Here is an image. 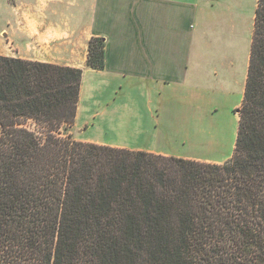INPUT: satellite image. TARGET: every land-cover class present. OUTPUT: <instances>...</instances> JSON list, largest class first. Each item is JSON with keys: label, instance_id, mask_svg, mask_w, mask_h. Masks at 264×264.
I'll return each instance as SVG.
<instances>
[{"label": "trees", "instance_id": "16d2710c", "mask_svg": "<svg viewBox=\"0 0 264 264\" xmlns=\"http://www.w3.org/2000/svg\"><path fill=\"white\" fill-rule=\"evenodd\" d=\"M104 47L89 40L87 67ZM81 79L0 56V264H264V0L222 164L63 136Z\"/></svg>", "mask_w": 264, "mask_h": 264}, {"label": "crops", "instance_id": "0c3cea01", "mask_svg": "<svg viewBox=\"0 0 264 264\" xmlns=\"http://www.w3.org/2000/svg\"><path fill=\"white\" fill-rule=\"evenodd\" d=\"M199 15L201 8L185 0L8 3L0 7V56L82 70L76 115L67 132H173L163 121L176 114L180 120H188L189 88L200 91L206 85L203 66L198 60L190 64L193 28ZM94 37L105 43L102 70L86 66L88 42ZM140 87L151 92V99L156 98V102L150 99L144 103L145 113L137 106L139 100L118 96ZM108 89L115 91L113 99H105ZM164 93L170 99L178 93L184 97L183 104L172 111L158 102ZM146 118L153 119L155 125L149 127ZM92 137L80 141L173 156L149 145L130 146Z\"/></svg>", "mask_w": 264, "mask_h": 264}, {"label": "rangeland", "instance_id": "374dc122", "mask_svg": "<svg viewBox=\"0 0 264 264\" xmlns=\"http://www.w3.org/2000/svg\"><path fill=\"white\" fill-rule=\"evenodd\" d=\"M23 0H0V7L21 3ZM179 1V0H175ZM197 4L201 15L196 20L192 35V58L203 66L205 74L200 91L190 87V109L188 120L179 115L167 119L173 132H60L72 140L99 137L105 141H121L130 146H150L156 151L173 156L193 157L198 161L222 164L232 156L235 146L245 75L249 59L253 32L256 0H185ZM122 91L118 96L132 101L139 100L140 112L144 103L151 99V92L145 88ZM170 99L167 93L158 96V102L173 111L183 104L184 97L174 93ZM105 99H113L115 91L108 89ZM156 102V98L151 99ZM186 100V99H185ZM196 102L198 104H196ZM143 104V105H142ZM154 108L155 104L152 105ZM137 108V107H136ZM137 116V111H134ZM149 127L155 121L146 118ZM168 127V128H169ZM169 128V129H170ZM155 129V127L153 128ZM189 131V132H188ZM40 133V132H37ZM172 156V157H173Z\"/></svg>", "mask_w": 264, "mask_h": 264}]
</instances>
